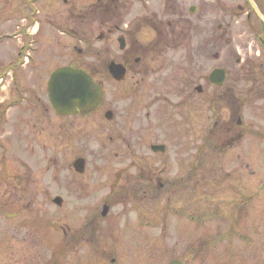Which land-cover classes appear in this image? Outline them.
Returning a JSON list of instances; mask_svg holds the SVG:
<instances>
[{
  "label": "flooded vegetation",
  "instance_id": "1",
  "mask_svg": "<svg viewBox=\"0 0 264 264\" xmlns=\"http://www.w3.org/2000/svg\"><path fill=\"white\" fill-rule=\"evenodd\" d=\"M12 1L0 0V92L9 89L7 97L0 94V226L5 230L0 250L12 252L13 244H20L22 259L9 264H155L144 241L164 235L184 239L182 232L192 231L202 245L207 239L214 244L238 237L230 229L233 218L226 217L218 201H211L214 196L209 192L216 186L219 156L232 151L237 159H251L255 135L261 141L264 166V0H194L187 6L186 14H202L204 22L212 11L227 20L225 28L218 24L214 32L210 29L211 45L218 49L215 60L221 46L229 45L233 68L230 72L215 68L224 72L212 78V71L189 72L185 64L174 66L176 58L166 56L190 32L184 29L187 19L169 0L163 11L179 12L176 25L143 19L134 26L149 32L145 36L153 34V39H139L123 24L130 0H85L88 8L83 12L74 0H62L65 13L47 17L41 11L43 0ZM145 11L156 17L155 10ZM86 16L91 22L100 20L96 42L102 43L103 62L92 63L87 55L90 44L84 41L79 56H64L65 62L43 81L44 61L54 58L40 52L49 33L75 36L76 24L83 28ZM113 18L118 22L110 25ZM112 32L118 34L117 49L109 58ZM111 65L122 67L121 80L111 76ZM61 68L89 76L101 89L99 103L93 106L90 98L77 100L59 90L52 103L47 82ZM110 83L116 87L113 92L105 87ZM254 111L261 125L253 122ZM14 142L41 147L13 158ZM46 144L51 145V156L43 154ZM45 161L52 173V193L44 185ZM248 169L245 164L243 170ZM168 174L180 176L176 180L185 191H192L191 177L199 176L194 192L206 196L207 191L206 199L197 197L196 214L181 212L180 232H171L167 222L168 211L170 216L176 212L170 199L165 200L169 203L160 221L154 207L148 213L150 206L138 200L139 192L141 197L149 192L153 199L157 192H172L175 184L166 179ZM248 204H240L238 211ZM50 205L53 216L45 223L44 208ZM221 222L229 223L230 231H221ZM46 224L55 234L47 237V257ZM214 227L217 231H206ZM225 254L228 260L234 258L230 249ZM174 260L187 264L175 258L169 262ZM228 260L219 264H229Z\"/></svg>",
  "mask_w": 264,
  "mask_h": 264
},
{
  "label": "rangeland",
  "instance_id": "2",
  "mask_svg": "<svg viewBox=\"0 0 264 264\" xmlns=\"http://www.w3.org/2000/svg\"><path fill=\"white\" fill-rule=\"evenodd\" d=\"M15 1L16 0H13L12 2ZM67 1L69 2L70 0ZM130 1L131 10L127 12L123 17V24L131 27V32L134 33V35H136L135 37L139 39H148V37L153 39L154 37L153 34H147L148 37L145 36V34L149 32H146L144 29H140L138 31L135 30L134 26H137L138 21L140 20H153V22L157 25L159 23H161L162 25H165L167 23H170L171 25H176V22L179 21V12L172 15V13L168 14L163 11L164 7H166V0ZM42 2L43 4L41 7V11L43 12V14H45V17L51 16L52 14L56 13L63 14L66 11V7L62 4V0H43ZM144 2L147 3V6H143ZM194 2V0H190L189 2H184V0L168 1L170 5L172 4V6H175L179 11L182 12L184 19H187L188 25H186L184 29L186 30V28H189L190 32L187 33L189 35L188 38L183 41L184 38L181 37V40L183 42L177 44L176 47L169 51L166 56L173 57L174 60L176 58L175 61H177V64H173L174 66H178L181 63L183 65L185 64L184 69L189 72L199 73V71H203V75H207L215 68H223L230 72L233 68V60L231 59L232 54L230 53L231 49L229 45H222L220 50V58L218 60H215L213 56L215 55V53L218 52V49L211 45V41L213 40V38H211L212 33L210 31V29H212V31L214 32L215 27L218 24H222V27L225 28L227 20L218 17V13H214V11H212L208 14V16L205 17V24L204 19L202 18V14H199L197 12L193 16L186 14L187 6ZM74 4L76 9L81 10L82 12L88 8V2L85 0H74ZM146 8H151L155 10L156 17L154 18L153 15L145 13ZM86 18L88 19L84 23L83 28L78 25L79 23L76 24V29L74 32L75 36L68 34L62 36L60 32L55 31L49 33L45 44L40 47V52L41 55L43 54L42 56H44L45 58H54H48L44 61V73L42 72L43 81L47 79L49 72H51L53 68L65 62V59H63L64 56H79L77 50L85 49L86 46L84 41H86V44L87 42L88 44H90L88 45V48L89 50H91V53H88L87 55L92 56V63H96L97 65H99V63L103 62L104 55L101 53V47H103L102 43L96 42L97 38L101 34L97 27L98 23H100V20H93L91 22V20L89 19L90 16H86L85 19ZM184 19L181 21L182 25L185 23ZM116 22H118V19L113 18L109 22V24L113 25ZM181 24L178 25L181 26ZM202 24L205 25L203 26ZM0 34L3 35V33ZM116 37H118V34L114 32H112L111 35L108 37V39L111 40L108 48L109 58L112 55H115V51L117 48H115L116 44L114 39L116 40ZM112 41H114V43ZM11 43L12 46H14V43ZM5 47H9V45L5 44ZM158 65L159 63L157 64V66ZM161 73L163 75H167V71L163 70ZM137 79L138 78L136 77L134 78V80ZM195 81L196 78L193 80L191 78V84L189 86L193 85V82ZM128 82L129 80L127 81V83ZM150 82H153L152 78ZM34 83L38 84L39 82ZM127 83L123 86H126ZM105 87L109 92H113L114 89H116V87L113 86V84L111 83L106 84ZM157 87H163V85L157 84ZM4 89L5 90L2 93L0 92L2 98L3 95L7 97L6 94L9 91V89L7 88ZM255 113L256 112L254 111L253 122L255 124L261 125V120L260 118H257ZM28 124L29 123L26 122V125ZM27 127H29V125ZM3 140L4 139H1V142H4ZM39 144L32 143V145L26 147L25 144L14 142L12 157L17 158L18 154L22 152L31 153L32 147H41V145ZM46 146L47 154H43L45 156H51V145L46 144ZM260 147L261 141L259 140V136L255 135L252 141L251 159L245 156L244 158L237 159L236 156H233L231 154L232 151L228 152L224 156H219V169L215 171V174L217 175L214 177L216 186L215 188L213 187V190L209 192H213L212 195L214 196L210 198L211 201H218V204L220 205V208L222 209V212L226 215V217L230 216L233 218L231 228L229 227V223L221 222V227L219 229L221 231H230L231 229V231L236 232V236L238 235V237H233V240L231 239L230 242L224 239L221 241L217 240V242H215L214 244H211L212 240H203V246L202 240H196L195 235H192V231L182 232V234L186 236V238L184 239L178 237L170 238L169 236L165 237L164 235L161 239H152L148 242L144 241L143 244H146V248H150V251L154 255L155 264H167V262H169V260L172 258L180 259L187 264H219L222 263L224 260H228V257L225 256V250L228 249L232 250L234 253V258H230L227 261L229 264H264V166L260 159ZM35 151H37V149H35ZM123 162L127 164L126 160ZM245 164L249 166L248 170H243ZM47 165V161H45L43 165L44 185L47 189H49V192L52 193V173L51 171H49L48 173ZM14 170L15 173L16 169ZM31 177H34V174ZM179 178L180 176H176L173 174H168L166 176V179H169L172 183L175 184L173 186V191L170 193H165L164 191L157 192L158 196L153 199L149 197V192L144 194L145 197H141L142 193L139 192L138 197L139 201L141 199L143 200L140 201V205L148 204L150 206L147 207L146 212L152 213L153 207L155 208V218H157V220L159 221L162 217H165L166 214V205L169 202H166L165 200L170 199V208H173L172 210L176 211L175 213L173 212L171 214L172 216H170V213L168 211L167 222L170 221V225L172 227L171 232L182 231L180 221V216H182L181 212L188 210L190 213L196 214V211L198 212V209H200V203L196 201L197 197L201 200L207 198V191L204 192L206 196H202L201 192H194L193 190V185L196 183V179L200 178L199 176L191 177L192 182L190 183L188 190L192 191L183 190L179 184L180 181L176 180ZM124 184H126V182ZM247 202H249V204L247 207H245L246 209L243 208L241 211H238L237 207H239L240 204L244 206L245 204H247ZM229 205H231L232 207H230ZM51 206L52 205L44 208L46 216L45 223H47V221H51L49 218L53 216V207ZM206 231L210 233L212 231L217 230L216 227H214L213 230L207 229ZM3 232H5L4 226H0V240L3 239ZM155 233L158 234V232L156 231ZM44 234L46 238V240L44 239V242L46 241L47 245L48 240L50 238L53 239L55 235L52 227L46 224V226L44 227ZM239 235L242 237L246 236V238L241 239L239 238ZM198 243H201L203 248L201 245L199 246ZM46 245L43 248L45 250V256L47 257L50 255V248L48 247V245ZM198 248L199 250H197ZM6 249H8L7 244ZM12 250V252L7 250H0V264H9L15 262L18 263L21 261L22 256L20 254V244H13Z\"/></svg>",
  "mask_w": 264,
  "mask_h": 264
},
{
  "label": "water",
  "instance_id": "3",
  "mask_svg": "<svg viewBox=\"0 0 264 264\" xmlns=\"http://www.w3.org/2000/svg\"><path fill=\"white\" fill-rule=\"evenodd\" d=\"M118 65L109 66V72L111 76L117 81L121 80L123 76V69ZM222 70H215L211 78L215 73H222ZM65 82L67 84H65ZM48 83V93L51 102L55 103L56 90H59L60 94L63 95L65 92L70 93L73 98L79 100L83 97L90 98L89 104L95 106L99 103V98L101 96V89L99 86L95 85L92 79L81 71L61 68L55 71L49 78ZM70 83V84H69ZM59 84V85H58ZM59 88V89H58ZM66 88V89H65ZM169 264H181L177 261L169 262Z\"/></svg>",
  "mask_w": 264,
  "mask_h": 264
}]
</instances>
